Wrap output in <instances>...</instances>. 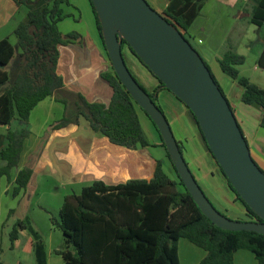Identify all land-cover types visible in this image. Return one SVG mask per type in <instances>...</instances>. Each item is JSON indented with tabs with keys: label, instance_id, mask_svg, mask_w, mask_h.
I'll return each instance as SVG.
<instances>
[{
	"label": "trees",
	"instance_id": "trees-1",
	"mask_svg": "<svg viewBox=\"0 0 264 264\" xmlns=\"http://www.w3.org/2000/svg\"><path fill=\"white\" fill-rule=\"evenodd\" d=\"M14 1L25 6L29 12L27 21L14 30L22 52L20 72L10 86H7L9 76L3 67L14 56V48L6 39L0 42V124L10 125L14 119L27 122L31 110L40 101L55 95L56 99L64 104L66 112L68 111V115L66 114L58 125H73L78 117L82 116L93 132L106 137L114 145L127 149L148 147L137 114V108H140L120 83L112 66L111 72L102 74L113 91L108 105L88 102L80 93L64 90L63 81L56 73L58 46L77 38L75 34L64 36L58 30V22L64 17L60 8L64 0ZM40 1L51 4L34 10ZM202 1L170 0L160 14L185 35L197 17ZM89 2L106 53L101 25L92 2ZM251 22L257 27L264 23V0L257 5ZM124 47L141 63L128 44L122 41V50ZM218 62L221 71L243 88L242 103L259 106L264 111V90L252 85L248 79L240 76L237 70V67L243 64L244 58L228 52ZM258 64L264 68V49ZM141 65L159 83L152 93L140 86L156 103V93L165 88L146 66L142 63ZM206 67L222 93L209 67ZM182 105L193 118L204 146L214 159L195 117L188 107L183 103ZM158 108L160 109L159 106ZM260 125L264 128V112ZM153 126L160 136L154 124ZM27 136L26 130L7 132L8 145L0 155L5 162L0 168V175H9L10 170L18 165ZM177 143L181 151L180 143ZM159 146L165 150L175 175L174 179L164 172L162 163L156 161L152 177L149 179H133L117 185H105L101 181H95L82 188L79 194L64 198L59 210V220L52 221L63 235L65 247L57 252L63 264H179V239H185L205 251L206 254L199 264H233L234 254L239 250L251 252L256 264H264V235L249 231H227L210 222L178 177L162 139ZM217 167L235 200L244 208V221L263 223V220L240 199L220 167ZM261 171L264 173L262 169ZM31 175L30 169L18 172L16 186L12 190L13 196L27 188ZM12 213L10 211L9 216ZM17 227L24 228L20 220L15 222L9 234L11 246L18 239ZM36 245V264H44L42 246ZM70 246L74 252L69 250Z\"/></svg>",
	"mask_w": 264,
	"mask_h": 264
},
{
	"label": "crops",
	"instance_id": "crops-1",
	"mask_svg": "<svg viewBox=\"0 0 264 264\" xmlns=\"http://www.w3.org/2000/svg\"><path fill=\"white\" fill-rule=\"evenodd\" d=\"M260 1L203 0L197 17L184 36L209 67L233 110L253 160L264 171V128L260 125L264 111L259 106L242 103L243 88L221 71L218 62L228 52L242 56L244 62L237 67L240 76L264 90V68L258 64L264 49V34L261 32L264 23L261 27H257L251 22ZM146 2L158 13H162L170 0H146ZM49 3L40 1L34 10H40ZM60 8L64 15L57 25L60 34L77 35L76 39L58 46L56 73L63 81L64 90L80 93L88 102L108 105L113 91L102 74L111 72V64L102 45L92 6L89 0H64ZM28 12L25 6L18 5L14 0H0V42L6 39L14 48V56L4 66L9 76L7 86L12 84L20 72L22 51L18 47L14 30L27 21ZM204 19L206 22L203 21ZM125 60L130 73L139 78L138 84L145 83L149 88L147 90L145 84H140L145 90L152 93L158 88V81L128 49ZM162 92L170 94L168 97L163 96V100L172 109L177 108L181 115H190L182 103L166 89H159L156 97ZM156 103L159 106L158 100ZM67 113L64 104L53 95L40 101L31 110L27 122L14 119L10 125L0 124V155L8 145L6 134L9 130L28 132L18 165L10 170L9 175H0V230L4 229L3 224H8L10 211L13 213L18 211L20 215L28 213L29 203L25 202V198L29 199L39 191L41 177L53 176L59 187L77 185L84 188L95 181H101L105 185H117L128 180L151 178L155 162L160 161L162 168L167 165L173 175L169 177L174 179L166 153L164 160H159L152 156L148 147L127 149L114 145L106 137L93 132L82 116L78 117L73 125H58ZM137 114L143 131L147 130L154 138V144L161 147L160 136L152 122L138 108ZM188 124L197 132H195L196 138H200L192 117L189 118ZM181 146L183 155L187 149L184 143ZM194 148L196 152L189 163L199 175V179L204 180L202 176L210 178L216 185L215 190H219L220 198L229 205H235L237 202L234 195L228 189L224 177L204 144L198 143ZM4 164L5 162L0 158V168ZM23 169L32 171L30 181L25 190H20L18 194L12 196L11 191L16 186V176ZM177 188L181 191L179 186ZM210 197L212 202L214 199L215 203L218 205L221 203L222 207H226V203L220 198ZM241 208L244 212L242 205ZM223 211L228 212V209L224 208ZM24 221H27V217ZM20 230L34 232L29 223ZM36 244L42 246L40 242ZM205 254L204 250L187 240H178L179 264H199ZM44 264H48L45 259ZM233 264H256V260L251 252L239 250L234 254Z\"/></svg>",
	"mask_w": 264,
	"mask_h": 264
},
{
	"label": "water",
	"instance_id": "water-1",
	"mask_svg": "<svg viewBox=\"0 0 264 264\" xmlns=\"http://www.w3.org/2000/svg\"><path fill=\"white\" fill-rule=\"evenodd\" d=\"M90 1L115 75L157 128L178 177L202 214L220 229L264 235V173L251 156L229 102L197 51L146 0ZM122 41L164 88L188 107L223 175L263 223L232 220L209 201L188 168L164 113L129 72Z\"/></svg>",
	"mask_w": 264,
	"mask_h": 264
},
{
	"label": "rangeland",
	"instance_id": "rangeland-1",
	"mask_svg": "<svg viewBox=\"0 0 264 264\" xmlns=\"http://www.w3.org/2000/svg\"><path fill=\"white\" fill-rule=\"evenodd\" d=\"M203 21L206 22V19ZM261 32L264 34V26H262ZM122 53L124 58H126V47L123 48ZM126 62L127 61L125 60V63ZM131 75L137 82L139 81V78L133 75L132 72ZM145 86L146 89L149 90L146 84ZM168 95L170 94L162 92V94L156 98L159 101V107L164 113L175 139L181 144L184 143L186 146L187 152L183 153V158L189 165V168L192 169V174L195 176L196 181L207 197H209L210 200V196H213L214 198H220V192L219 190H215L216 185L213 183V181L210 178L204 176H202L204 180L199 179V175L195 173L193 166L190 165L189 162L194 157L196 152L194 147L197 146L198 143L203 144V142L201 138H196L197 132L195 129H193L192 125L188 124L189 118H191L190 115H181L177 108L172 109L171 106L167 104L165 100H163V96L168 97ZM144 133L149 144L148 149L152 156L159 160H164V149L154 144V138L147 130H145ZM198 139L200 142H198ZM162 169L168 176L173 177L167 165L163 166ZM54 179L55 178L51 175L49 177H41L39 181V191L36 194L31 195L29 199H27V197L25 198V202L29 203L28 213L26 214L25 212L20 215L18 211L16 213L14 212L11 214L8 224H3L4 226L2 225L4 229L0 230V264H35V249L37 242L42 244L43 258L48 264H63L61 256L57 254L59 250L64 249L63 235L60 229L54 225L52 221L59 220V210L64 198L72 194H79L81 192L82 186L65 185V187H59ZM220 199L222 202L224 201L222 198ZM236 202L237 203L235 205H229L224 201V203H226V207H222L223 205H221V203L218 205V203H215L214 199L212 203L219 212L223 213L228 218L232 220H244V212L241 210V204L238 201ZM224 208H227L228 212L223 211ZM25 217H27L29 226L32 227L34 232H31L30 230H25L22 232V230L17 227L18 240L15 241L11 246L9 234L13 229V225L17 220H20L23 225L27 227L28 223L27 221H24ZM69 250L74 252L72 246L69 247Z\"/></svg>",
	"mask_w": 264,
	"mask_h": 264
},
{
	"label": "flooded vegetation",
	"instance_id": "flooded-vegetation-1",
	"mask_svg": "<svg viewBox=\"0 0 264 264\" xmlns=\"http://www.w3.org/2000/svg\"><path fill=\"white\" fill-rule=\"evenodd\" d=\"M140 85V84H139ZM141 86V85H140ZM157 104V103H156ZM177 141V140H176ZM178 142V141H177ZM180 147L182 148V146H181V144H180ZM181 151H182V149H181ZM185 160V159H184ZM186 162V161H185ZM186 164H187V162H186ZM188 166V165H187ZM188 168H189V166H188ZM190 169V168H189ZM191 171V170H190ZM202 189V188H201ZM205 194V193H204ZM206 195V194H205ZM206 197H207V195H206ZM208 199H209V197H207ZM209 201L211 202V200L209 199Z\"/></svg>",
	"mask_w": 264,
	"mask_h": 264
}]
</instances>
